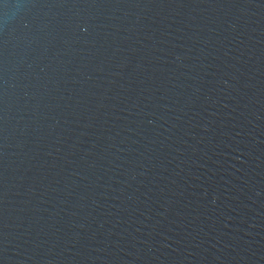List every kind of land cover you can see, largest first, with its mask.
<instances>
[{
    "label": "water",
    "instance_id": "obj_1",
    "mask_svg": "<svg viewBox=\"0 0 264 264\" xmlns=\"http://www.w3.org/2000/svg\"><path fill=\"white\" fill-rule=\"evenodd\" d=\"M0 264H264V0H0Z\"/></svg>",
    "mask_w": 264,
    "mask_h": 264
}]
</instances>
